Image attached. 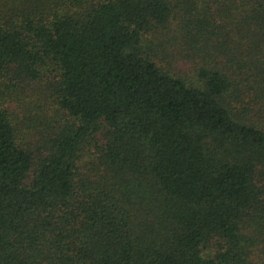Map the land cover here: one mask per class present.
<instances>
[{"label": "trees", "instance_id": "obj_1", "mask_svg": "<svg viewBox=\"0 0 264 264\" xmlns=\"http://www.w3.org/2000/svg\"><path fill=\"white\" fill-rule=\"evenodd\" d=\"M0 264H264V0H0Z\"/></svg>", "mask_w": 264, "mask_h": 264}]
</instances>
